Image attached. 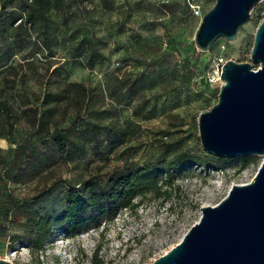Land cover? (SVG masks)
Segmentation results:
<instances>
[{
    "label": "rangeland",
    "instance_id": "rangeland-1",
    "mask_svg": "<svg viewBox=\"0 0 264 264\" xmlns=\"http://www.w3.org/2000/svg\"><path fill=\"white\" fill-rule=\"evenodd\" d=\"M50 2L43 9L0 0V259L93 264L97 255L99 264H151L181 241L201 207L218 204L232 184L249 182L263 160L207 154L198 119L218 102L217 61L251 63L264 4L254 6L233 41L219 38L200 52L194 37L201 18L190 4L204 14L215 0ZM47 92L63 100L42 105ZM55 105L53 126L84 144L73 162H55L51 138H39V115ZM89 120L101 129L92 131ZM109 129L121 138L111 155ZM180 155L198 161L178 174L169 196L148 194L136 210L104 215L74 238L59 231L43 252L27 244L28 206L42 191L50 193L38 210L63 200L69 184L102 186L149 162L165 161L167 169Z\"/></svg>",
    "mask_w": 264,
    "mask_h": 264
},
{
    "label": "water",
    "instance_id": "water-1",
    "mask_svg": "<svg viewBox=\"0 0 264 264\" xmlns=\"http://www.w3.org/2000/svg\"><path fill=\"white\" fill-rule=\"evenodd\" d=\"M264 0H215L194 37L200 52L223 38L233 41L250 12ZM251 63L226 61L218 102L198 119L202 149L220 159L263 156L252 179L232 184L181 241L151 264H264V17L250 50ZM255 66V69L253 67ZM0 264H13L0 259Z\"/></svg>",
    "mask_w": 264,
    "mask_h": 264
},
{
    "label": "trees",
    "instance_id": "trees-1",
    "mask_svg": "<svg viewBox=\"0 0 264 264\" xmlns=\"http://www.w3.org/2000/svg\"><path fill=\"white\" fill-rule=\"evenodd\" d=\"M29 1L33 6L43 9L51 6L50 0ZM33 21V16H26V22ZM19 22H22V19H19ZM166 66L168 65L165 60ZM62 100L60 94L47 92L43 94L41 104L49 105L53 101L59 103ZM57 109L58 106L55 105L40 113L39 138L45 140L44 133L51 138L57 154L55 162H73L82 157L84 144L75 140L72 131L59 128L57 125L53 126ZM87 127L94 132L101 129L99 124H94L91 120L87 121ZM108 134L106 152L111 155L121 144V138L119 135H114L113 129H109ZM39 160L45 166L49 163L48 157ZM197 161L192 156L180 155L167 169H165V161L149 162L136 171L109 178L102 186L98 183L93 184L92 181H86L82 189L76 184H69L63 200L51 208L42 206L38 210L36 207L43 205L42 203L50 193L49 190H44L34 204L28 206L31 215L26 221V229L29 232L27 244L32 249L43 252L46 243L59 231L67 237L74 238L87 231L92 222L104 215L113 219L124 209L136 210L148 194H154L157 197L169 196L168 189L173 187L178 174ZM16 240L17 238H12V241ZM93 264H99L97 255ZM100 264L105 263L101 261Z\"/></svg>",
    "mask_w": 264,
    "mask_h": 264
},
{
    "label": "built area",
    "instance_id": "built-area-1",
    "mask_svg": "<svg viewBox=\"0 0 264 264\" xmlns=\"http://www.w3.org/2000/svg\"><path fill=\"white\" fill-rule=\"evenodd\" d=\"M191 8L192 10L194 11L195 15L199 16L200 18H202L203 16V12H201L200 8L196 5H191ZM226 62V60H223V59H219L217 61V67H216V71H215V76H218L219 77V74H220V69H221V66ZM255 69V68H254ZM215 78V77H214ZM201 216V215H200ZM167 253V252H166Z\"/></svg>",
    "mask_w": 264,
    "mask_h": 264
}]
</instances>
